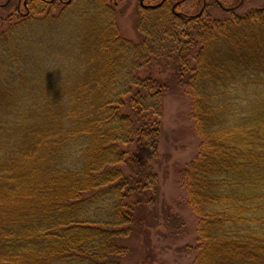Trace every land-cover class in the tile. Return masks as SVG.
Segmentation results:
<instances>
[{"label":"trees","instance_id":"trees-1","mask_svg":"<svg viewBox=\"0 0 264 264\" xmlns=\"http://www.w3.org/2000/svg\"><path fill=\"white\" fill-rule=\"evenodd\" d=\"M207 8L141 10L137 42L105 0H33L0 30V264H122L157 219L174 88L200 141L179 172L192 264H264V10Z\"/></svg>","mask_w":264,"mask_h":264},{"label":"rangeland","instance_id":"rangeland-1","mask_svg":"<svg viewBox=\"0 0 264 264\" xmlns=\"http://www.w3.org/2000/svg\"><path fill=\"white\" fill-rule=\"evenodd\" d=\"M6 0H0L3 4ZM140 0H105L116 13V23L121 36L133 42L140 39L136 31V21L141 9ZM157 3L160 0H154ZM223 10H233L243 15L250 10H264V0H217ZM153 4L152 0L144 5ZM190 6H181L178 11L186 14L197 13L202 6L201 0H190ZM207 14L210 17H221L225 13L215 5L214 0H207ZM62 6L51 13L56 15ZM191 8V10H190ZM24 13L22 10L17 14ZM43 14V15H44ZM14 3L0 10V30L16 22ZM8 20V21H7ZM160 75L157 70L152 72ZM166 74V73H164ZM165 76V75H163ZM191 100L179 89L174 88L164 95L161 116V136L159 141V163L153 164L158 175L160 199L157 205V219L148 230L147 238L134 239L129 242V255L122 264H192L197 243L196 213L185 206L186 196L179 184V172L190 164L199 150V138L194 131L191 119ZM166 212L175 217L173 228L165 225L163 218ZM167 227V228H166Z\"/></svg>","mask_w":264,"mask_h":264},{"label":"flooded vegetation","instance_id":"flooded-vegetation-1","mask_svg":"<svg viewBox=\"0 0 264 264\" xmlns=\"http://www.w3.org/2000/svg\"><path fill=\"white\" fill-rule=\"evenodd\" d=\"M31 1H33V0H6L3 4H0V10H4L5 8H7V6L9 4L14 3L15 13H17V12L19 13L22 10L24 12L22 14H27V13H29L28 4ZM38 1L43 3L45 8L46 7L51 8L53 5L64 6V5L68 4L71 0H38ZM144 1H148V0H140L139 1V7L141 10L158 9V8H161L164 4H169L170 12L176 16L177 15L187 16V12H186V14H183V13L178 11V9L181 6L192 7V6H190V0H160L157 3H155V1L152 0L153 4H146V5H144ZM201 2H202L201 9L203 8V11H204V9L206 8V5H207V0H201ZM190 10H191V8H190ZM200 10L197 13H195L194 15L198 14L200 12Z\"/></svg>","mask_w":264,"mask_h":264},{"label":"water","instance_id":"water-1","mask_svg":"<svg viewBox=\"0 0 264 264\" xmlns=\"http://www.w3.org/2000/svg\"><path fill=\"white\" fill-rule=\"evenodd\" d=\"M217 4L221 7V4L219 3V2H217ZM222 8V7H221ZM223 9V8H222ZM226 10V9H225ZM202 12H203V8L200 10V12L198 13V14H196V15H194L192 18H196V17H199L201 14H202ZM177 16H179V15H177Z\"/></svg>","mask_w":264,"mask_h":264}]
</instances>
